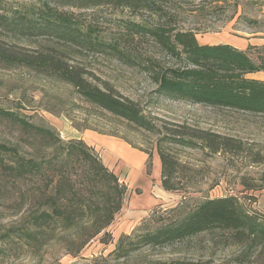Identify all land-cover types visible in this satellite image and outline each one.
<instances>
[{"label":"trees","instance_id":"1","mask_svg":"<svg viewBox=\"0 0 264 264\" xmlns=\"http://www.w3.org/2000/svg\"><path fill=\"white\" fill-rule=\"evenodd\" d=\"M183 1L169 0L165 5L161 0H0V68H25L71 86L83 102L157 135L162 187L179 192L180 162L172 153L175 146L201 149L210 155H240L246 151L244 144L189 125L165 123L160 127L137 101L75 62L89 52L113 56L130 68L150 72L159 97L264 115V79L249 77L264 73V46L242 50L228 43H200L193 31L179 26L177 9ZM102 9L131 14L119 36L107 40L88 17V12ZM260 24L253 21L252 26ZM11 39L46 43L35 49L17 45L16 49ZM139 40L153 42L171 64L162 67L154 57L145 59L136 53L132 46ZM254 50L256 59L251 55ZM0 122L18 127L53 152L27 157L20 145L0 142V193L7 188L14 208H25L20 223L0 234V242H23L36 248L38 242L48 245L62 233V245L75 257L101 234L109 244L108 229L125 206L128 186L104 164L99 152L82 139L66 141L57 130L32 123L12 109L0 107ZM144 152L151 175L152 152ZM28 183L42 184L44 193L26 196L21 186ZM164 216L156 220L154 213V229L125 236L108 257H96L87 264H109L108 260L127 258L139 247H163L217 230L228 232L232 243L243 247L246 260L256 259L264 249V215L247 209L236 196L207 198L192 208L178 205L164 211ZM168 264L215 263L199 259Z\"/></svg>","mask_w":264,"mask_h":264},{"label":"rangeland","instance_id":"2","mask_svg":"<svg viewBox=\"0 0 264 264\" xmlns=\"http://www.w3.org/2000/svg\"><path fill=\"white\" fill-rule=\"evenodd\" d=\"M161 1L165 5L169 3V0ZM177 11L180 28L193 31L202 44L228 43L242 50L249 46H264V0H184L179 2ZM88 15L107 40L119 36L124 21L132 18L128 12L111 9L90 11ZM253 21H260V26H252ZM10 42L16 49L17 45L35 49L46 43L42 39H11ZM132 47L136 53L146 56L145 59L154 57L162 67L171 64L149 40H139ZM257 53L252 51V57L256 59ZM261 53L264 55V51ZM75 63L137 101L160 127L168 123L176 127L189 125L211 130L240 140L246 151L240 155H210L201 149L175 146L172 153L180 162L177 183L181 190L175 193L166 191L167 197H159L158 188L163 187L157 135L83 102L71 86L25 68H0V107L18 112L32 123L57 130L66 141L82 139L89 132L114 135L129 142L131 145L126 143L135 151L152 152L153 163L151 175H147L146 162L136 168L122 160L117 162L113 171L128 186V193L123 210L108 229L112 237L109 244L104 243L101 234L75 257L62 245V233L48 245L38 242L36 248L23 242L4 245L0 242V264H87L96 257H108L125 236L140 229H154L156 220L165 217L164 211L178 205L192 208L207 198L236 196L247 209L264 215V115L213 109L159 97L150 72L140 67L130 68L113 56L89 52L78 56ZM95 83L99 84L97 80ZM0 142L20 145L27 157L53 153L8 122H0ZM125 158L134 163L137 161L129 154ZM21 189L26 196L32 192L41 195L45 190L42 184L32 183L23 184ZM2 196L0 234L20 223L25 216V208L18 211L8 200L7 188L0 193ZM154 213L156 220L152 219ZM244 253L242 246L232 243L228 232L217 230L163 247H139L127 258L111 259L108 263L168 264L202 259L212 260L215 264H264V249L258 252L256 259L246 260ZM238 259L243 262H237Z\"/></svg>","mask_w":264,"mask_h":264},{"label":"crops","instance_id":"3","mask_svg":"<svg viewBox=\"0 0 264 264\" xmlns=\"http://www.w3.org/2000/svg\"><path fill=\"white\" fill-rule=\"evenodd\" d=\"M249 77L264 79V73L249 75ZM81 138L85 140L88 145L94 147L96 151L99 152L104 164L112 171L116 168L117 162L120 160L132 164L133 167L136 168L143 162L147 163L149 158L147 154L135 151V149L131 148L126 142L115 137L102 135L97 132H89L85 133V135ZM128 154L137 159L136 163L125 158ZM158 194L160 195L159 197L168 196L167 192L161 187L158 188ZM153 201L155 202V199H153Z\"/></svg>","mask_w":264,"mask_h":264}]
</instances>
